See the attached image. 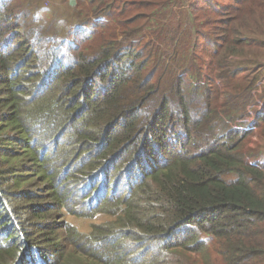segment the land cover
<instances>
[{
  "label": "trees",
  "instance_id": "1",
  "mask_svg": "<svg viewBox=\"0 0 264 264\" xmlns=\"http://www.w3.org/2000/svg\"><path fill=\"white\" fill-rule=\"evenodd\" d=\"M88 1L74 43L0 0V264H264V0Z\"/></svg>",
  "mask_w": 264,
  "mask_h": 264
},
{
  "label": "rangeland",
  "instance_id": "2",
  "mask_svg": "<svg viewBox=\"0 0 264 264\" xmlns=\"http://www.w3.org/2000/svg\"><path fill=\"white\" fill-rule=\"evenodd\" d=\"M14 4V6H17L18 8H24V11H29L33 16H37L40 19H42L43 22L48 23L49 25L46 26V30L49 32L50 37H56V38H65L68 36L69 38H72L77 43L79 39H82L84 37H89L93 33V24L95 21H91L89 18V1L88 0H75V5L70 6L71 0H11ZM180 13V12H178ZM180 16L182 14L180 13ZM88 19V20H87ZM150 29L144 28V34H149ZM181 35L179 38H185L187 37L188 30L186 26L183 23V26L181 27ZM121 40H125L122 36H119ZM142 37H139L138 39H141ZM192 42L190 40L189 42L185 43V48L188 49V45ZM204 43H207L206 41H203ZM202 42V43H203ZM169 55L171 53L169 52ZM248 58L254 60L255 58L253 56H249ZM258 60H264V51L263 54L257 57ZM176 67L178 68L177 74H183L185 71L184 67V61H177L175 62ZM260 79L256 81L259 82ZM239 85H242L239 83ZM264 86V81L261 83H258V91L254 92L255 95H259L262 92V87ZM170 100V107L172 112L176 111L177 108V101L173 94L169 95ZM205 98L199 97L195 100H192V105L195 109L203 108L205 106ZM257 108H260L258 106ZM254 111V110H253ZM254 119V116H250L247 121L252 122ZM198 122H201V120H196ZM239 128H245L246 127L243 124H239L236 126ZM258 132H255L253 136L250 137V139L245 141V145L243 148V152L248 153L249 150H252L256 148L260 143L262 144V141L260 139L261 130L258 129ZM45 141V140H44ZM43 141V142H44ZM231 179L233 180L234 177L231 176ZM230 179V180H231ZM259 194H263V190L259 189L257 191ZM71 216H69V222H72L75 226L78 227V230L87 235L91 231V226L94 223L101 224L104 223L106 220H111L108 217L104 215H100L95 217L92 220L87 219H81L77 220L76 218H73V220L70 219ZM211 243V242H210ZM208 245V251H205L201 255L196 256L194 259V264H214L212 262V258L214 255L219 256L220 251H224V248L220 243L217 244V241H213L212 245Z\"/></svg>",
  "mask_w": 264,
  "mask_h": 264
},
{
  "label": "water",
  "instance_id": "3",
  "mask_svg": "<svg viewBox=\"0 0 264 264\" xmlns=\"http://www.w3.org/2000/svg\"><path fill=\"white\" fill-rule=\"evenodd\" d=\"M74 5H75V0H71L70 6H74Z\"/></svg>",
  "mask_w": 264,
  "mask_h": 264
}]
</instances>
